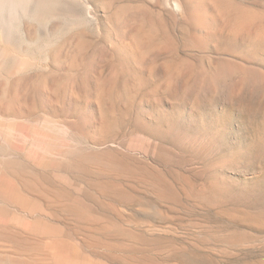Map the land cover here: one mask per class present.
I'll return each instance as SVG.
<instances>
[{
  "label": "rangeland",
  "instance_id": "obj_1",
  "mask_svg": "<svg viewBox=\"0 0 264 264\" xmlns=\"http://www.w3.org/2000/svg\"><path fill=\"white\" fill-rule=\"evenodd\" d=\"M26 6L0 35V264H264V0Z\"/></svg>",
  "mask_w": 264,
  "mask_h": 264
},
{
  "label": "bare ground",
  "instance_id": "obj_2",
  "mask_svg": "<svg viewBox=\"0 0 264 264\" xmlns=\"http://www.w3.org/2000/svg\"><path fill=\"white\" fill-rule=\"evenodd\" d=\"M27 1L28 0H0V35L3 34L6 40L9 39L13 27L11 23L12 15L19 13L22 17H25V13L28 11L26 6ZM20 28L24 31L23 29L26 27L21 25Z\"/></svg>",
  "mask_w": 264,
  "mask_h": 264
}]
</instances>
